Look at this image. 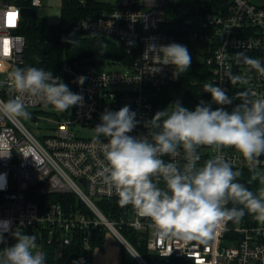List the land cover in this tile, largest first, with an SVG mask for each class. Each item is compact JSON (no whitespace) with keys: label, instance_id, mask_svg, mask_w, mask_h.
I'll return each instance as SVG.
<instances>
[{"label":"built area","instance_id":"1","mask_svg":"<svg viewBox=\"0 0 264 264\" xmlns=\"http://www.w3.org/2000/svg\"><path fill=\"white\" fill-rule=\"evenodd\" d=\"M76 1L82 6L87 4V0ZM227 1V9L220 5L218 14L206 13L198 19L185 20L188 41L209 46L205 59L211 73L209 83L224 88L230 97L235 98L246 89L257 97H264V76L255 70L248 72L245 65L237 64L234 59L236 53L243 52L264 64V0ZM170 4V0H114L98 15L74 21L72 36L80 34L122 42L127 54L135 55L131 66L133 76L120 72L96 73L67 62L59 75H53L61 81L65 75L74 93L81 94L84 100L82 106H74L72 114L63 112L53 122L55 135L39 139L25 126L23 119L0 114V221H11V230L4 232L5 247L11 246L14 239L11 233L19 227L40 238L41 245L37 248L41 251L45 234L49 243L56 237L64 247L71 245L73 234L83 233L85 251L90 253L95 232L104 231L138 264H149L124 237L123 230L129 228L146 236L148 250L161 258L186 260L190 264H264V224L255 219L223 223L213 237L202 244L158 236L151 220L140 216L133 206L117 220L108 219L97 205L100 200H119V197L114 189L96 178L97 161L103 159L100 145L94 140L79 138L73 129L92 122L97 126L106 111L115 112L127 105L140 121L130 135H147L149 130L144 122L154 116L162 89L179 79L173 77L171 67L159 64L158 57L144 58L149 43L170 44L163 34L170 23ZM24 8L39 13L47 7L43 0H0V81L6 80L12 69L26 67L27 40L19 33ZM221 58L225 65L231 66L233 74H245L249 84L233 85L224 76ZM160 66L161 70L155 72ZM80 76L86 77L83 85L76 82ZM123 86H135V89L130 92L117 89ZM205 94L204 102L211 104V95ZM14 95L6 83L0 87V100L7 101ZM238 103L240 101L233 100L231 105L223 107L230 112ZM26 104L28 112L45 105L27 99ZM211 107L215 110L221 106L213 104ZM63 115L68 119H63ZM200 152L201 164L212 155L209 148H201ZM223 154L234 170H248L234 150L226 149ZM261 161L264 164V157ZM82 180H86V186ZM63 195L75 196L90 214L80 209L66 212L61 203L51 200L53 196ZM113 245L109 242L108 250Z\"/></svg>","mask_w":264,"mask_h":264},{"label":"clouds","instance_id":"2","mask_svg":"<svg viewBox=\"0 0 264 264\" xmlns=\"http://www.w3.org/2000/svg\"><path fill=\"white\" fill-rule=\"evenodd\" d=\"M145 57H158L160 65L173 69L174 78L192 63L187 47L175 42L149 43ZM234 59L248 72L255 70L264 76L260 59L243 52L236 53ZM220 63L233 85L249 84L247 76L233 74L223 58ZM85 80L80 76L76 82L83 85ZM5 83L15 95L0 100V114L12 119L31 118L26 99L51 105L61 113L83 105L81 94L70 91L59 77L42 67H16L0 81V87ZM203 91L211 95V103L221 107L213 110L211 104L200 101L189 110L176 100L144 122L147 135L136 137L130 133L140 121L125 105L101 115V123L94 128V141L103 155L97 161L96 178L115 190L121 207L131 205L140 216L150 219L160 237L206 244L219 225L238 223L246 214L264 224V97L248 89L230 97L214 83L204 84ZM233 100L240 103L226 111L223 106ZM201 148L212 150L202 164ZM226 149L234 150L248 168L247 183L258 182L255 192L239 182L242 173L234 170L225 157ZM165 156L171 159L166 161ZM229 203L231 208L227 207ZM10 230L11 221H0V244L5 243L4 232ZM11 234L16 242L0 249V264H45V253L37 250L36 236L25 234L19 227ZM72 264L82 262L75 260Z\"/></svg>","mask_w":264,"mask_h":264},{"label":"trees","instance_id":"3","mask_svg":"<svg viewBox=\"0 0 264 264\" xmlns=\"http://www.w3.org/2000/svg\"><path fill=\"white\" fill-rule=\"evenodd\" d=\"M226 2L228 1L175 0L172 13L170 14V23L163 31L165 39L170 43L179 44L185 39L188 40V33L184 30L185 20L193 15L218 14L220 5L227 9ZM103 9H105V6L99 4L97 0H87L85 6H82L76 0H63L62 22L60 25H48L44 19H39L37 16L24 19L19 33L24 35L27 40L25 66L42 67L53 74L59 75L65 48H67L68 62L73 66L81 67L78 64H82V60L92 59L97 56H105L132 66L135 55H128L125 47L124 55H121L117 45L108 38L90 37L78 39L73 36L72 39L69 38L65 47V37L67 34L72 36L74 21L82 17L96 16ZM210 80L211 73L206 63L192 62L190 68L182 73L176 82L170 83L162 89L155 104V113L165 109L176 100H179L189 110H194L200 101L206 100L207 95L203 91V85L209 83ZM241 173L239 182L245 183L249 190L255 192L259 186L258 182L248 184L249 170H244ZM51 200L61 203L66 212L80 209L82 213L90 214L88 208L73 195L53 196ZM97 205L108 219L117 220L132 208L131 205L121 207L118 200H100ZM232 206V203L227 205L229 208ZM251 218L254 219L252 215L246 214L243 219ZM123 235L149 264H190L186 260L161 258L151 253L147 248V237L132 229L125 228ZM47 238L48 234H45V240H43L41 247L45 253V264H72L75 260L81 261L82 264H94L107 241L104 231L95 232L91 242V252L87 253L85 251L83 233L73 234L71 245L64 247H61L60 241L56 237L51 243L48 242ZM4 247L5 243L0 244V249ZM120 251L121 264H138L126 249L122 248ZM58 255H61L59 259Z\"/></svg>","mask_w":264,"mask_h":264},{"label":"rangeland","instance_id":"4","mask_svg":"<svg viewBox=\"0 0 264 264\" xmlns=\"http://www.w3.org/2000/svg\"><path fill=\"white\" fill-rule=\"evenodd\" d=\"M98 2H101L105 5H110L114 3V0H97ZM171 4L168 7L169 15L172 13V8L174 5L175 0H170ZM44 5L47 7L44 14L38 13L37 17L39 19H44L48 25L56 26L60 25L62 22V9H63V0H43ZM49 7V8H48ZM201 16L193 15L191 18L198 19ZM73 35V34H72ZM71 34H67L65 37V47L67 46V43L69 41ZM75 38L83 39V38H90L95 36H83V35H74ZM112 42L117 45L121 55H124V45L122 42H119L117 40H112ZM187 47L189 53L192 57V62H199V63H205L206 54L208 52V45L203 44L201 42L197 41H188L185 39L182 43H180ZM64 56L61 61L60 70H63L65 64L68 62L67 57V48H65ZM82 68L91 70L96 73L101 74H110V73H124L129 76H133V72L130 66H128L126 63L110 59L105 56H97L92 59L82 60V64H78ZM62 82L65 83L70 91L74 93V90L69 86V83L66 81L65 75L62 77ZM118 90L122 91H133L135 89V86H123L117 88ZM214 103H211L213 105ZM74 106L71 107L68 112L70 114L73 113ZM29 113L31 114V118L28 120L23 119V123L25 126L39 139H43L49 136L55 135L56 125L53 123L61 114L58 110H56L51 105L47 106H41L36 109L29 110ZM96 127L95 123L92 122L88 124V126H77L73 129L74 133L82 139L86 140H94L95 132L94 128ZM101 140H106L104 137H101ZM34 233H37L34 231ZM25 234L30 235L28 231L25 232ZM154 233L151 232V236L153 237ZM106 243L104 245L103 250L100 252L99 259L102 258L106 264H119L118 262L121 260V249L124 248L120 243H115L113 238L106 235ZM15 239H13L12 244L15 243ZM111 242L113 247H111L109 250L107 248V244ZM227 245H230L227 243ZM125 249V248H124ZM108 251V253H107ZM59 259V257H58ZM98 260V259H97ZM96 262V260H95ZM103 263V264H105Z\"/></svg>","mask_w":264,"mask_h":264},{"label":"water","instance_id":"5","mask_svg":"<svg viewBox=\"0 0 264 264\" xmlns=\"http://www.w3.org/2000/svg\"><path fill=\"white\" fill-rule=\"evenodd\" d=\"M44 12H45L44 10H41L40 14H44ZM21 13H22V17L24 19L34 18V17H36L38 15L37 11L35 9H32V8H24ZM72 38H73V36L70 37V39H72ZM62 118L63 119H68V116L67 115H63ZM82 183L84 184V186L87 185L86 180H82ZM36 238H37V240H36L37 246H40L41 245V240L37 236H36Z\"/></svg>","mask_w":264,"mask_h":264},{"label":"crops","instance_id":"6","mask_svg":"<svg viewBox=\"0 0 264 264\" xmlns=\"http://www.w3.org/2000/svg\"><path fill=\"white\" fill-rule=\"evenodd\" d=\"M98 2V1H97ZM99 4H102V5H104L105 6V9L107 8V5H105V4H103V3H101V2H98ZM104 10V9H103ZM131 67V66H130ZM37 250H38V248H37ZM103 263H105L104 262V260L102 259V258H98V260H96V262L94 261V264H103ZM118 263H120V261L118 262ZM106 264V263H105Z\"/></svg>","mask_w":264,"mask_h":264},{"label":"snow or ice","instance_id":"7","mask_svg":"<svg viewBox=\"0 0 264 264\" xmlns=\"http://www.w3.org/2000/svg\"><path fill=\"white\" fill-rule=\"evenodd\" d=\"M11 16V14H9Z\"/></svg>","mask_w":264,"mask_h":264}]
</instances>
